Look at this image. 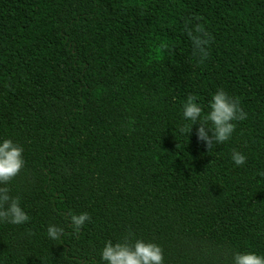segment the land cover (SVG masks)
Instances as JSON below:
<instances>
[{
	"label": "trees",
	"instance_id": "16d2710c",
	"mask_svg": "<svg viewBox=\"0 0 264 264\" xmlns=\"http://www.w3.org/2000/svg\"><path fill=\"white\" fill-rule=\"evenodd\" d=\"M218 88L247 119L209 150L178 129L187 96L206 113ZM0 138L24 149L7 187L30 217L0 223V264H100L128 232L164 264L264 254V0H0Z\"/></svg>",
	"mask_w": 264,
	"mask_h": 264
},
{
	"label": "clouds",
	"instance_id": "9594fccd",
	"mask_svg": "<svg viewBox=\"0 0 264 264\" xmlns=\"http://www.w3.org/2000/svg\"><path fill=\"white\" fill-rule=\"evenodd\" d=\"M188 35L192 41L193 55L203 62L209 55L208 46L211 35L198 25ZM204 113L195 95H188L182 105V118L186 122L178 131L181 135L190 134L193 125L197 139L203 141L210 150L213 145L229 141L236 130L237 122L247 119V113L240 105L238 98L218 88L211 93ZM24 149L10 138H0V223L22 225L29 222L28 213L21 207L18 197L10 195L7 185L25 165ZM247 157L240 151L231 152V161L235 166L245 165ZM69 223L74 233H79L91 218L87 212L69 213ZM63 228L49 224L46 235L50 240H58L63 234ZM100 264H164L163 249L160 245L135 237L132 232L126 233L122 239L104 243L99 253ZM230 264H264V254L254 251L234 252Z\"/></svg>",
	"mask_w": 264,
	"mask_h": 264
}]
</instances>
